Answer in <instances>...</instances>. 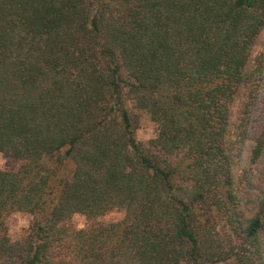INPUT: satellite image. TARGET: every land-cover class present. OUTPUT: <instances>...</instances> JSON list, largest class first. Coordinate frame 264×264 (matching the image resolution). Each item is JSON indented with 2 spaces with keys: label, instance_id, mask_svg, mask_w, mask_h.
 <instances>
[{
  "label": "trees",
  "instance_id": "16d2710c",
  "mask_svg": "<svg viewBox=\"0 0 264 264\" xmlns=\"http://www.w3.org/2000/svg\"><path fill=\"white\" fill-rule=\"evenodd\" d=\"M263 31L264 0H0V264H264Z\"/></svg>",
  "mask_w": 264,
  "mask_h": 264
},
{
  "label": "rangeland",
  "instance_id": "374dc122",
  "mask_svg": "<svg viewBox=\"0 0 264 264\" xmlns=\"http://www.w3.org/2000/svg\"><path fill=\"white\" fill-rule=\"evenodd\" d=\"M255 52L262 53L264 57V31L260 34ZM139 116V125L135 131L137 140L147 144L155 135V125L144 113L133 110ZM264 125V66L258 92L254 99V106L249 120L247 132L243 143L237 149L234 166L237 177L242 179V186L257 192L264 189V148L257 158L253 157L252 149L256 138ZM20 160L0 153V170L15 171ZM250 182L247 185L245 182ZM124 215L122 209H113L99 218V221L108 223L120 220ZM31 217L21 213H15L7 218L8 234L12 241L19 239L28 227ZM73 227L85 226V217L75 214L71 218Z\"/></svg>",
  "mask_w": 264,
  "mask_h": 264
}]
</instances>
